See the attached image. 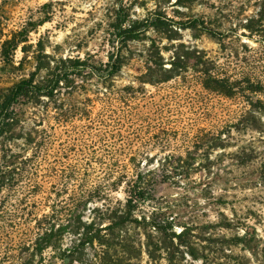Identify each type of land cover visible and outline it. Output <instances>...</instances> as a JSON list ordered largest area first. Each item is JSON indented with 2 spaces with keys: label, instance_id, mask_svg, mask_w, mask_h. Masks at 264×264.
I'll return each instance as SVG.
<instances>
[{
  "label": "rangeland",
  "instance_id": "rangeland-1",
  "mask_svg": "<svg viewBox=\"0 0 264 264\" xmlns=\"http://www.w3.org/2000/svg\"><path fill=\"white\" fill-rule=\"evenodd\" d=\"M121 2L133 17L156 11L176 20L204 18L225 37L218 40L201 27H189L179 30L177 39L168 40L150 30L144 40L129 43L128 60L112 81L94 77L83 82L87 90L75 98L89 104L88 119L77 117L59 125L45 118L44 126L55 132L56 147L67 148V155L42 159L38 175L19 178L15 189L0 191V264H20L19 255H29L37 219L54 209L64 213L75 206L79 182L71 180L68 193L60 190L63 165L87 167L89 175L83 177L98 181L107 170L101 161L129 162L131 157L137 166L129 165L130 175L154 171L155 198L138 213L158 210L163 219L174 218L177 233L184 226L190 228L184 239L187 245L179 247L176 240L173 252L178 264H259L237 237L252 226L264 234V90L233 96L208 91L195 69L200 67L199 51H205L224 76L264 83V37L249 36L244 26L263 8L264 0H0V48L13 32L23 26L31 29L28 54L18 48L13 65L0 56V89L29 76L40 40L49 54L85 57L90 53L94 60L106 61L110 47L101 20ZM177 52L182 53L187 72L163 83L143 82L152 78L145 77L148 55L154 59L161 54L169 68L171 60L177 61ZM24 57L28 60L21 65ZM129 87L134 91L127 92ZM29 110L28 127L42 119L30 121ZM178 156L188 160L189 175H179L181 168L162 167L166 157ZM28 184L36 187L28 191ZM106 195L112 203L125 201L124 186ZM89 201L73 211L83 222L98 217L94 208L103 207L96 196ZM72 228L63 232L64 247L78 243L79 235ZM93 251L87 246L79 255L86 259ZM45 255L49 257L50 251Z\"/></svg>",
  "mask_w": 264,
  "mask_h": 264
},
{
  "label": "trees",
  "instance_id": "trees-1",
  "mask_svg": "<svg viewBox=\"0 0 264 264\" xmlns=\"http://www.w3.org/2000/svg\"><path fill=\"white\" fill-rule=\"evenodd\" d=\"M117 6L101 20L106 42L110 47L106 61H96L90 53L85 57L49 54L40 40L37 43L38 50L33 55L34 65L29 76L10 87L0 89V191L15 189L19 178L30 179V176L38 175L42 168V159L51 155L55 158L67 155V148L56 147L58 143L55 132L44 126L45 118L54 119L59 125H66L65 123H70L77 117L81 120L88 119L92 113L89 104L77 101L75 95L87 90L83 82L90 78L96 77L107 82L118 76L128 60L125 50H128L130 42L144 40L150 30L165 34L168 40L177 39L179 30L189 27H201L204 32L218 40L225 37V33L209 25L204 18L192 21L176 20L156 11L139 18L133 17L129 7L123 2ZM244 26L249 30V36L259 34L264 37V6L255 17L248 18ZM30 31L31 29L23 26L2 41L0 56L5 64L13 65L18 48L25 54L30 52L31 46L27 44ZM174 49L178 50L176 47ZM181 52L189 55L187 51ZM181 52L175 53L177 61L171 60L169 68L165 66L161 54L154 59L148 55L145 77L152 78L143 82L163 83L187 72L188 65H183ZM199 55L200 67L195 69V72L206 90L225 96H233L242 91L253 94L264 90L261 80L228 78L205 51H199ZM27 58L24 57L20 64L28 60ZM129 89V93L134 91L133 87ZM73 101H76V104L72 103ZM43 102L48 104L44 105ZM29 108L32 109L29 111L33 115L30 121L37 117L42 119L32 121V125L28 127L26 123L29 121ZM50 129L53 130L54 127L51 126ZM187 162L182 156L166 157L161 165L164 170L184 169L179 175L187 176ZM101 163L107 170L98 181H89V178L83 177L89 175L87 167L83 170L79 165H63V173L58 179L60 190L67 192L71 180L79 182L78 187L75 186L74 189L78 191V195L73 197L75 208L67 209L64 213H58L54 209L43 219L36 220L37 231L31 247L33 250L26 257L19 255L20 264H75L76 261L82 264H178L173 249L176 240L179 247L187 245L184 239L190 228L184 226V229L177 233L174 230V218L163 219L158 210L149 214L138 213L144 203L155 198L151 178L154 171L147 169L130 175L129 165L137 166L134 157H131L129 162L110 160ZM37 184L39 185L36 182V186ZM36 186L28 184V191ZM121 186L125 189V201L110 202L106 194L113 189L118 190ZM94 196L103 201V207L94 208L98 217L83 222L73 211L79 209V205L85 206ZM65 216L70 219L64 218ZM72 216L77 220L76 223H72ZM42 220L50 221L43 224ZM64 220H67L66 223H63ZM70 227H73L72 232L79 235V238L78 243L68 248L63 246L62 241L63 232ZM237 239L245 248L251 250L259 264H264V234L252 226L251 230L246 229ZM87 246L92 247L94 251L86 259H82L79 254ZM48 250L51 255L46 257L45 252ZM37 256L39 259L35 261Z\"/></svg>",
  "mask_w": 264,
  "mask_h": 264
}]
</instances>
